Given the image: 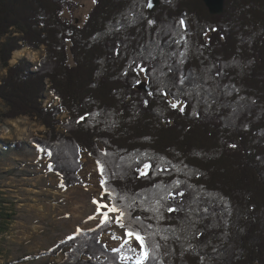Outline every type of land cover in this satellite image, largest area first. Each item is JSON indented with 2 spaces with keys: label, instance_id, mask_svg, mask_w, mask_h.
Returning <instances> with one entry per match:
<instances>
[{
  "label": "trees",
  "instance_id": "16d2710c",
  "mask_svg": "<svg viewBox=\"0 0 264 264\" xmlns=\"http://www.w3.org/2000/svg\"><path fill=\"white\" fill-rule=\"evenodd\" d=\"M76 5L0 0L1 115L46 126L30 142L53 153L49 169L66 185L84 148L105 164L109 199L146 236V264H264V0H225L220 15L203 0H160L152 11L147 0H96L82 24L64 16ZM41 46L38 63H11ZM168 192L185 196L161 201V220L151 209ZM110 224L72 232L46 252L62 258L40 264H135L119 258L130 245L115 252L101 240Z\"/></svg>",
  "mask_w": 264,
  "mask_h": 264
},
{
  "label": "rangeland",
  "instance_id": "374dc122",
  "mask_svg": "<svg viewBox=\"0 0 264 264\" xmlns=\"http://www.w3.org/2000/svg\"><path fill=\"white\" fill-rule=\"evenodd\" d=\"M74 1L76 7L66 9L64 16L82 24L96 0ZM44 49V46L36 50L24 47L20 49L25 50L20 55L14 57L16 52L12 54L11 63L25 56L37 62ZM6 71L0 60V80ZM51 99L48 96L46 104ZM6 109L0 100V151L16 140L25 141L26 145L20 151L0 152V225H3V231H0V264L55 262L62 255H48L46 252L52 246L78 228H93L99 222L98 217L89 219V216L96 215L90 207L92 199L100 197L102 191L96 159L84 148L78 158L80 165L74 171L75 182L64 184L60 173L50 171L47 154L30 142L32 136H45L46 126L29 116L6 118L1 115ZM66 116L63 113L62 118ZM105 199L111 201L108 196ZM123 232L118 225L111 223L102 233L101 240L110 249L120 248L124 243ZM113 234L120 239H112ZM128 245L137 248V253L127 255L131 260L139 249L135 242ZM42 251L45 252L43 255Z\"/></svg>",
  "mask_w": 264,
  "mask_h": 264
},
{
  "label": "snow or ice",
  "instance_id": "6c2138e0",
  "mask_svg": "<svg viewBox=\"0 0 264 264\" xmlns=\"http://www.w3.org/2000/svg\"><path fill=\"white\" fill-rule=\"evenodd\" d=\"M147 7L151 8L153 7V2L152 0H147ZM131 15V14H130ZM148 24H155L154 20H148L147 21ZM179 26L184 29L185 31L187 30V24L185 22L184 19H180L178 21ZM183 38V37H182ZM135 63V61L133 62ZM136 67L140 70V72H147L149 71V69L147 67H145L143 64H136ZM169 71H171V69H169ZM181 83H183L184 81L181 80ZM165 96H167L169 93L165 92L163 93ZM149 95H152V93L150 92ZM144 103L147 105L148 101L145 100ZM180 105V101L177 100V102L172 103L170 102V106L172 109H177ZM179 110L181 112L184 111L183 107H179ZM90 115V113H85L84 115H81L78 119H77V123H80L82 121L86 120V117ZM231 147L235 148L236 145L233 144L231 145ZM43 151V149H41ZM53 153L51 151L47 152V155L51 156ZM89 155H91V153H89ZM104 155H107V153H104ZM99 174H100V186H101V195L99 198H93V204L96 205V207L94 208V212L96 213L95 216H89V219H97V217L99 218V222L97 224V227H100L101 225L104 224H108V223H115L116 225L119 226L120 229H123V237H124V243L120 245V248H113L112 251L115 252H120V249L123 248L126 244H130L131 242H135L138 245V254L136 255V259H135V264H146L147 261H149L150 259H152V253L150 252V250L147 247L146 244V236L144 234H141L139 231L133 229L131 227V225H126L124 222V219L126 216L130 217V212H126L125 209H122L121 207H119L114 200L112 201H108L105 200V196H110L112 195V193L105 187L106 185V180L104 179V175H105V164L102 163L101 160H96L95 161ZM152 167L151 163H145L143 164V168L144 169H150ZM49 168H52V165H49ZM164 170V169H161ZM137 171L139 172V175L144 176L147 175V172L141 171L140 169H137ZM182 183V181L180 180H176L173 182L174 186L178 187L180 184ZM156 187H162L160 185H157ZM187 187L192 188L193 185L189 184L187 185ZM180 196V197H184L185 193L184 192H168L167 195L161 196L159 199H157L155 201V206L151 209V211L157 213V218L158 219H163V214L160 213V209L164 208V204L161 203V201H167L170 197L175 199L176 196ZM120 199H124V197H120ZM134 204V202H133ZM133 204H129L127 205L128 209H131L133 207ZM167 212L169 213H175L177 211H179L178 207H167L165 209ZM196 211V210H193ZM204 212H207L208 209L205 208L203 210ZM111 214V215H110ZM190 219V217H188ZM142 219V217L136 216L132 219V223L138 222ZM147 227L151 228V225H148ZM83 229H77V231H82ZM91 230V229H90ZM148 235H151L150 233ZM197 237H199L200 235H203V233L198 232ZM73 236H69L67 237V239H73ZM112 239H120V237L115 236V234L112 235ZM164 239H167L166 237H164ZM99 242V241H98ZM157 248L160 247L159 244L155 245ZM130 251H132L133 253H137V248L136 247H132L130 248ZM121 260L127 261L128 259H130L131 257L127 256V255H121L119 257ZM98 259V257H97ZM201 260H203V257H201Z\"/></svg>",
  "mask_w": 264,
  "mask_h": 264
},
{
  "label": "water",
  "instance_id": "95a60500",
  "mask_svg": "<svg viewBox=\"0 0 264 264\" xmlns=\"http://www.w3.org/2000/svg\"><path fill=\"white\" fill-rule=\"evenodd\" d=\"M207 5L209 11L213 15H220L224 12L225 0H203ZM153 7L149 8V11H152L159 3L160 0H152Z\"/></svg>",
  "mask_w": 264,
  "mask_h": 264
},
{
  "label": "bare ground",
  "instance_id": "6f19581e",
  "mask_svg": "<svg viewBox=\"0 0 264 264\" xmlns=\"http://www.w3.org/2000/svg\"><path fill=\"white\" fill-rule=\"evenodd\" d=\"M45 50V49H44ZM25 50H17V51H15L16 53L14 54V57L15 56H17V55H20L21 53H23ZM22 56V55H21ZM34 57V56H33ZM13 62V61H12ZM38 63V62H37ZM94 198H99V197H94ZM106 200V199H105ZM91 208H92V211H93V213H95L94 212V208L96 207V205H94L93 204V199H92V204H91V206H90ZM96 214V213H95ZM60 260V259H59Z\"/></svg>",
  "mask_w": 264,
  "mask_h": 264
}]
</instances>
